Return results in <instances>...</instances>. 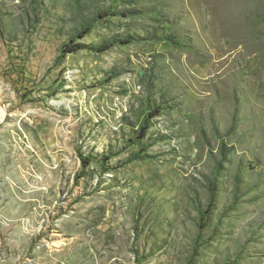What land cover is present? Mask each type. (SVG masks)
<instances>
[{
    "label": "rangeland",
    "instance_id": "374dc122",
    "mask_svg": "<svg viewBox=\"0 0 264 264\" xmlns=\"http://www.w3.org/2000/svg\"><path fill=\"white\" fill-rule=\"evenodd\" d=\"M0 264H264V0H0Z\"/></svg>",
    "mask_w": 264,
    "mask_h": 264
},
{
    "label": "trees",
    "instance_id": "16d2710c",
    "mask_svg": "<svg viewBox=\"0 0 264 264\" xmlns=\"http://www.w3.org/2000/svg\"><path fill=\"white\" fill-rule=\"evenodd\" d=\"M88 30H89V29H88ZM112 45H113L112 43H107V44H105L104 47L101 48V49H102V50H106V49L110 48V46H112Z\"/></svg>",
    "mask_w": 264,
    "mask_h": 264
}]
</instances>
